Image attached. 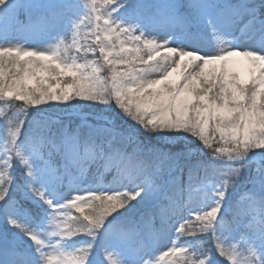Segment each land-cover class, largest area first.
I'll return each instance as SVG.
<instances>
[{"label":"snow or ice","instance_id":"obj_1","mask_svg":"<svg viewBox=\"0 0 264 264\" xmlns=\"http://www.w3.org/2000/svg\"><path fill=\"white\" fill-rule=\"evenodd\" d=\"M0 102V264H264V0H0Z\"/></svg>","mask_w":264,"mask_h":264},{"label":"trees","instance_id":"obj_2","mask_svg":"<svg viewBox=\"0 0 264 264\" xmlns=\"http://www.w3.org/2000/svg\"><path fill=\"white\" fill-rule=\"evenodd\" d=\"M3 102H0V105L2 104ZM2 106V105H1ZM7 110V109H6Z\"/></svg>","mask_w":264,"mask_h":264},{"label":"rangeland","instance_id":"obj_3","mask_svg":"<svg viewBox=\"0 0 264 264\" xmlns=\"http://www.w3.org/2000/svg\"><path fill=\"white\" fill-rule=\"evenodd\" d=\"M1 105H3V103H2ZM1 105H0V106H1Z\"/></svg>","mask_w":264,"mask_h":264}]
</instances>
